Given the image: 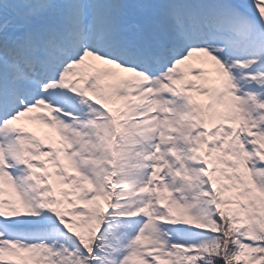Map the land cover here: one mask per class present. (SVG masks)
Wrapping results in <instances>:
<instances>
[{"label": "snow or ice", "instance_id": "6c2138e0", "mask_svg": "<svg viewBox=\"0 0 264 264\" xmlns=\"http://www.w3.org/2000/svg\"><path fill=\"white\" fill-rule=\"evenodd\" d=\"M0 264H264V0H0Z\"/></svg>", "mask_w": 264, "mask_h": 264}]
</instances>
